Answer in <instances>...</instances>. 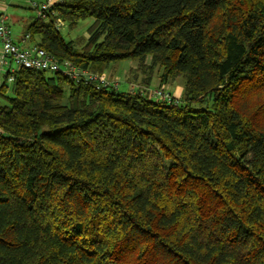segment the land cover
Masks as SVG:
<instances>
[{"label":"trees","instance_id":"16d2710c","mask_svg":"<svg viewBox=\"0 0 264 264\" xmlns=\"http://www.w3.org/2000/svg\"><path fill=\"white\" fill-rule=\"evenodd\" d=\"M52 11L28 45L98 75L132 60L144 89L3 75L0 264H264V0ZM86 19L81 41L56 28ZM157 69L180 99L146 95Z\"/></svg>","mask_w":264,"mask_h":264},{"label":"built area","instance_id":"2783aa9c","mask_svg":"<svg viewBox=\"0 0 264 264\" xmlns=\"http://www.w3.org/2000/svg\"><path fill=\"white\" fill-rule=\"evenodd\" d=\"M58 1L45 0L37 3L31 2L35 11L36 18L47 20L48 14L53 15L52 7ZM0 68L9 76V82H13L14 74L20 68L35 71L61 72L76 83L84 81L85 83H95L98 88L113 87L118 89L119 84L116 81H110L105 75H98L87 70L79 69L70 62H59L45 50L28 45L30 36H22L19 42H16L11 27L9 25L8 15L3 7H0ZM64 26L61 20L56 23V28ZM146 91V90H145ZM146 95L151 99H162L171 101L174 98L164 87L153 91L147 90Z\"/></svg>","mask_w":264,"mask_h":264},{"label":"rangeland","instance_id":"374dc122","mask_svg":"<svg viewBox=\"0 0 264 264\" xmlns=\"http://www.w3.org/2000/svg\"><path fill=\"white\" fill-rule=\"evenodd\" d=\"M32 1L33 0H6V3L8 4L7 14L9 15V18L11 20L9 24L14 39L23 32L25 24H27L28 22L33 20V18L36 17L35 11L31 6ZM35 1H44V0H35ZM20 17L24 18L25 21L24 22L16 21L20 19ZM92 24H93L92 19H86L80 21L75 28H70L68 24H65V26L60 29V33L68 41H81L87 38V30ZM79 44L78 47L80 48ZM81 45H83V43H81ZM137 65L138 64L136 62H133L132 60H125L120 64H118L117 66H115L114 68H111L109 73H106L105 76L110 81H116L119 84L118 90L121 92H130V91L139 92L140 91L139 84L131 79L132 71L137 68ZM159 74L160 72L157 69L155 75L153 76L151 84L148 87H146V89H148L149 91H153L159 88L160 86ZM0 75L2 79L4 74L1 72ZM140 79H142V76L140 77ZM174 84L176 85L168 84L163 87L166 91L170 92L173 95L175 92L174 93L172 92L175 91L176 86H179L180 88L183 89L182 87L183 80L179 79L177 81H174ZM179 91L181 92V89ZM179 95L181 98L182 93H179Z\"/></svg>","mask_w":264,"mask_h":264},{"label":"crops","instance_id":"0c3cea01","mask_svg":"<svg viewBox=\"0 0 264 264\" xmlns=\"http://www.w3.org/2000/svg\"><path fill=\"white\" fill-rule=\"evenodd\" d=\"M34 2H37V3H41V2H44V1H35V0H33ZM32 1V2H33ZM56 1H60V0H56ZM0 7H3L4 9H5V11H6V13L8 12V4L6 3V0H0ZM0 14H1V11H0ZM8 15V14H7ZM8 18H9V15H8ZM35 18H33V20H34ZM33 20H31L30 22H28L27 24H25V26H24V29H23V32L19 35V36H17V37H15V41L16 42H19L20 41V39H21V37L23 36V34H24V32H25V29H26V27L33 21ZM11 20H10V18H9V22H10ZM16 21H21V22H24L25 21V19L24 18H22V17H20V19H18V20H16ZM10 25V24H9ZM29 45H31V44H29ZM0 55H1V48H0ZM3 73V74H5L4 73V70H2L1 68H0V73ZM1 82H2V79H1V75H0V84H1ZM144 89V88H143ZM181 89V92L179 91ZM140 90H142V87H140ZM175 92V93H174ZM172 93H174L173 94V97L175 98V99H179L180 98V95H179V93H182V88H180L179 86H176V89H175V91H173Z\"/></svg>","mask_w":264,"mask_h":264}]
</instances>
